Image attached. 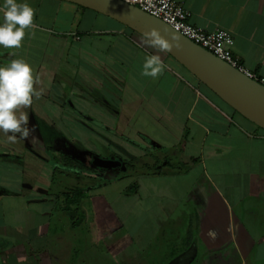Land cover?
Listing matches in <instances>:
<instances>
[{"label":"crops","instance_id":"crops-1","mask_svg":"<svg viewBox=\"0 0 264 264\" xmlns=\"http://www.w3.org/2000/svg\"><path fill=\"white\" fill-rule=\"evenodd\" d=\"M175 1L192 25L229 31L234 58L264 78V0ZM27 2L36 15L22 46H0V65L24 59L34 74L32 104L20 108L30 135L10 141L0 130V264H51L66 187L104 207V190L135 198L157 235L139 254L149 263L264 264V129L121 23L73 3ZM64 10L91 23L60 29ZM149 54L167 65L158 78L141 74ZM63 154L89 169L55 173Z\"/></svg>","mask_w":264,"mask_h":264},{"label":"rangeland","instance_id":"rangeland-1","mask_svg":"<svg viewBox=\"0 0 264 264\" xmlns=\"http://www.w3.org/2000/svg\"><path fill=\"white\" fill-rule=\"evenodd\" d=\"M66 8L70 9L68 6ZM72 16L67 13V10L60 11L56 17L59 23L57 27L73 29L71 21L74 20L80 21L81 27L91 23L89 21L92 19L91 14L83 17ZM78 154L82 162L91 160L83 152ZM140 182L144 186V182ZM71 183L65 181L63 185ZM128 183H122L121 188ZM131 189L133 190L134 187ZM105 191L106 195H104ZM101 192L100 199L104 198L102 200H105V207L96 197L84 201L82 207L86 211V219L83 220L80 228H73L70 218L65 213L60 220L57 218L59 227L53 224L49 230L51 244L47 246V255L51 264H152L148 262L152 261V257L149 256L147 261L145 257L139 255L144 246L151 244L157 236L156 231L152 229L150 219L148 217L145 219L144 213H139L138 207L141 204L135 203V198L126 200L118 198L114 188L111 192L107 190ZM90 201L93 207L91 203H89L90 207L88 206ZM140 210L142 211L141 207ZM16 221L18 222L19 219ZM148 247L152 249L151 246Z\"/></svg>","mask_w":264,"mask_h":264},{"label":"water","instance_id":"water-1","mask_svg":"<svg viewBox=\"0 0 264 264\" xmlns=\"http://www.w3.org/2000/svg\"><path fill=\"white\" fill-rule=\"evenodd\" d=\"M95 11L143 36L152 28L182 38L166 52L241 116L264 129V85L173 29L163 20L123 0H58ZM144 37V36H143ZM113 164L112 162H109Z\"/></svg>","mask_w":264,"mask_h":264},{"label":"clouds","instance_id":"clouds-1","mask_svg":"<svg viewBox=\"0 0 264 264\" xmlns=\"http://www.w3.org/2000/svg\"><path fill=\"white\" fill-rule=\"evenodd\" d=\"M35 15L36 10L27 0H3L0 4V46L6 49L21 47L26 30L33 26ZM143 36L147 45L158 52H170L174 47H180L182 40L175 35L169 38L158 28H152ZM166 68L160 55L149 54L144 58L141 74L158 78ZM33 94V68L26 60L13 59L6 65H0V130L8 134L10 141L17 139V133L23 138L30 135L28 114L20 108L32 104Z\"/></svg>","mask_w":264,"mask_h":264},{"label":"built area","instance_id":"built-area-1","mask_svg":"<svg viewBox=\"0 0 264 264\" xmlns=\"http://www.w3.org/2000/svg\"><path fill=\"white\" fill-rule=\"evenodd\" d=\"M131 5L137 6L143 11L153 15L173 29L189 38L194 43L207 49L220 59L238 68L248 77L257 80L264 85V78L258 77L244 66H242L233 56L235 40L233 35L224 29H216L209 32L201 27L192 25L189 22V11L175 0H123Z\"/></svg>","mask_w":264,"mask_h":264},{"label":"trees","instance_id":"trees-1","mask_svg":"<svg viewBox=\"0 0 264 264\" xmlns=\"http://www.w3.org/2000/svg\"><path fill=\"white\" fill-rule=\"evenodd\" d=\"M79 8L86 10V8L81 6H79ZM55 162V173L62 174L66 171H72L73 174L81 175L84 174L82 173V170L89 169L68 154L61 155V157L56 159ZM87 198V194L83 189H72L71 187H66L62 195L58 197V201L61 202L64 213L70 218L73 228H80L83 224V220L86 219V211L83 209L82 205L84 201H87Z\"/></svg>","mask_w":264,"mask_h":264}]
</instances>
